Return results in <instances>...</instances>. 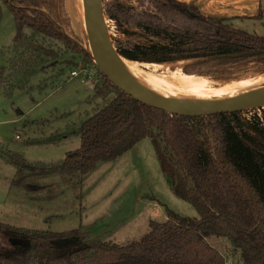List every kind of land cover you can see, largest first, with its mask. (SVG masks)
Listing matches in <instances>:
<instances>
[{"label": "trees", "instance_id": "obj_1", "mask_svg": "<svg viewBox=\"0 0 264 264\" xmlns=\"http://www.w3.org/2000/svg\"><path fill=\"white\" fill-rule=\"evenodd\" d=\"M102 3L118 53L139 69L203 65L191 74L226 83L264 76V36L227 19L203 15L179 0ZM0 5L11 12L15 28L14 56L0 68L6 96L26 88L33 75L66 53L91 60L69 37L67 0H0ZM100 73L92 97L101 103L82 119L79 147L43 163L0 146V156L15 166L11 185L38 192L41 185L29 178L58 171L85 174L148 137L172 189L193 202L199 217L151 221L146 234L125 245L89 242L81 225L56 231L0 221V264H225L206 240L212 235L226 236L245 264H264V107L197 117L170 114L139 103ZM56 142L48 137L30 144ZM17 237L24 242L11 243Z\"/></svg>", "mask_w": 264, "mask_h": 264}, {"label": "rangeland", "instance_id": "obj_2", "mask_svg": "<svg viewBox=\"0 0 264 264\" xmlns=\"http://www.w3.org/2000/svg\"><path fill=\"white\" fill-rule=\"evenodd\" d=\"M67 10L69 37L89 56L91 46L83 7L81 11L79 2L67 0ZM106 21L113 35L112 23ZM226 23L234 26L229 20ZM14 31L11 12L0 5V68L14 56ZM89 58L87 63L78 54L66 53L63 60L45 65L33 75L26 88H16L12 96H6L0 89V146L22 153L29 162L43 163H55L65 151L79 147L80 123L101 103L92 97L94 82L101 73ZM64 60H73L78 66L65 64ZM144 66L146 69L141 70L151 75L185 74L205 78L209 81L207 87L212 89L236 83L211 79L202 73L191 74L203 65L194 68L179 63ZM72 69L78 76L69 78L67 72ZM110 98L112 95L107 97ZM48 137L58 142L30 144ZM14 173L15 166L0 156V221L15 226L63 231L81 225L89 242L101 240L125 245L146 234L151 221L164 222L174 216L199 217L193 202L179 197L172 189L148 137L115 159L97 162L85 174L58 171L29 178V182L41 185L38 192L12 186ZM24 240L10 238L14 244ZM206 240L223 255L225 264H245L240 249L226 236L212 235ZM2 241L6 243L8 239Z\"/></svg>", "mask_w": 264, "mask_h": 264}, {"label": "water", "instance_id": "obj_3", "mask_svg": "<svg viewBox=\"0 0 264 264\" xmlns=\"http://www.w3.org/2000/svg\"><path fill=\"white\" fill-rule=\"evenodd\" d=\"M82 7L91 46L89 56L116 87L139 103L167 111L170 114L191 117L264 107V84L258 90L243 96L211 103L172 102L145 93L125 71V63L129 62L118 53L113 43L104 15L102 0H82ZM63 62L73 67L78 66V63L73 60H64Z\"/></svg>", "mask_w": 264, "mask_h": 264}, {"label": "bare ground", "instance_id": "obj_4", "mask_svg": "<svg viewBox=\"0 0 264 264\" xmlns=\"http://www.w3.org/2000/svg\"><path fill=\"white\" fill-rule=\"evenodd\" d=\"M82 11V0H76ZM125 71L133 82L145 93L172 102L211 103L233 99L254 92L262 87L264 76L236 82L220 89L207 87L208 80L185 74L151 75L125 63Z\"/></svg>", "mask_w": 264, "mask_h": 264}, {"label": "crops", "instance_id": "obj_5", "mask_svg": "<svg viewBox=\"0 0 264 264\" xmlns=\"http://www.w3.org/2000/svg\"><path fill=\"white\" fill-rule=\"evenodd\" d=\"M179 1L195 5L203 15L227 19L235 27L264 36V17H258L260 10L264 9V0Z\"/></svg>", "mask_w": 264, "mask_h": 264}, {"label": "built area", "instance_id": "obj_6", "mask_svg": "<svg viewBox=\"0 0 264 264\" xmlns=\"http://www.w3.org/2000/svg\"><path fill=\"white\" fill-rule=\"evenodd\" d=\"M67 76H68L69 78H72V77H74V76H78V72L75 71L74 69H72V70H70V71L67 72Z\"/></svg>", "mask_w": 264, "mask_h": 264}]
</instances>
